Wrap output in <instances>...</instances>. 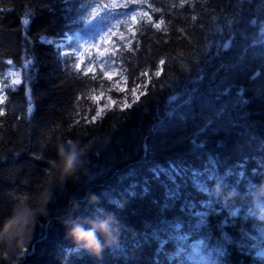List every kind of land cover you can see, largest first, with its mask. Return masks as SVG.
Returning <instances> with one entry per match:
<instances>
[{
  "label": "trees",
  "instance_id": "trees-1",
  "mask_svg": "<svg viewBox=\"0 0 264 264\" xmlns=\"http://www.w3.org/2000/svg\"><path fill=\"white\" fill-rule=\"evenodd\" d=\"M97 3L110 1L0 0V97L5 101L0 104V223L19 198H34L46 187L51 192L48 214L36 220L28 241L22 247L14 237L0 243V264H156L153 233L165 219L190 222L181 210L186 199L198 202L197 207L207 201L218 209H241L236 227L228 229L235 244L222 253L213 250L215 243L207 252L194 249L199 264H264V220L257 219L264 216V195L259 193L264 192V47L259 54L260 44L252 45L260 33L250 23L263 25L264 0H186L183 7L181 0H143L141 8L154 22L163 19V28L139 26L133 51L120 40L121 33L129 35L130 22L120 23L112 40L114 64L117 72L124 69L127 81L121 79L118 87L130 89L134 81L143 85L148 77L141 73L147 72L152 77L148 95L141 97L139 109L129 110V117L113 109L89 124L85 117L90 119L97 106L92 95L123 98L116 91L120 77L108 80L100 66L93 70L95 79L76 74L77 55L67 57L65 64L59 53H79L82 41L99 31L103 14L83 18ZM41 36L62 40V48L46 46ZM69 43L71 47H63ZM7 60L21 68L17 85L6 77ZM86 65L84 61L82 67ZM161 68V75L153 76ZM240 88L247 89L249 103L237 107ZM177 91L185 104L166 115L167 98ZM208 121L217 126L200 135ZM198 135L202 148L191 143ZM68 141L84 149L85 163L61 184L52 161L57 144L67 148ZM144 143L150 148L147 157ZM170 164L207 174L214 167L222 187L207 179L209 190L201 193L190 181L177 179L183 198L166 201L173 185L165 175L156 179L153 170H167ZM91 194L98 198L95 204L87 200ZM69 200L79 204L78 210H71ZM104 214L114 218L119 231L99 255L78 249L61 223L76 220L87 228L86 218L102 219ZM221 219L210 218L209 236ZM165 252L174 259L160 254L161 264H184L174 243Z\"/></svg>",
  "mask_w": 264,
  "mask_h": 264
},
{
  "label": "snow or ice",
  "instance_id": "snow-or-ice-1",
  "mask_svg": "<svg viewBox=\"0 0 264 264\" xmlns=\"http://www.w3.org/2000/svg\"><path fill=\"white\" fill-rule=\"evenodd\" d=\"M143 2V0H141ZM186 0H181V7H183ZM84 7V5H80ZM120 7L118 4H107V3H97L92 6V10L83 17L85 20H93L97 16L101 15L103 12L110 13L111 9ZM124 8L128 7V3L126 2L123 5ZM154 11H159V9H155ZM140 18L138 19L136 14L131 15V22L128 27L129 35L125 36L123 33L120 35V40L127 41V44L124 47H127L128 51H133L132 43L136 40L137 30L139 26L144 25L145 23L152 25L155 29L161 30L164 26V20L160 19L158 22H154L152 17L149 15L148 12H141ZM29 23L28 20L24 21V24L27 25ZM250 23L255 26L253 30L258 31L260 33V40L259 44L261 47H264V26H261L258 21L252 20ZM166 31V29H164ZM114 35V33H113ZM105 36H108V33H105ZM67 40L71 41L72 37H66ZM103 39V37H102ZM41 43H44L46 46L55 47L57 50L61 49V45L63 41H56L53 39H48L47 37L41 36L40 37ZM137 48L139 47V41H136ZM71 47V44H66L63 47ZM97 47V45H87V48ZM225 48L228 45H224ZM107 53V59L110 64L115 63V56L116 52H109L108 49H104L103 52L100 53L101 56H104ZM61 58L64 60V63H67V57L74 56V55H83L82 53H77L73 50L72 53H59ZM95 57L92 58L94 60ZM92 60L88 61V64L91 65ZM160 65H164L165 61L162 59L160 60ZM84 64V60L81 59L79 62L73 65L74 72L76 74L82 73L83 76H91L92 79H95L96 76L93 73V68L91 66L84 68L82 65ZM67 71V68L64 69ZM122 69L120 72H103V76L106 77L108 80H112L113 76H119L120 79L116 80V91L124 93V96L121 100L113 99L111 96L107 97V103L100 104L99 102L101 99L105 97V93L101 92L98 96L92 95L90 98L97 104V106L93 109L94 115L91 116L90 119L85 117V122L92 124L96 123L99 120H102L103 117L107 114V112L112 111L113 109L119 110L121 113H124L125 117H129L131 115L130 111L134 108V106L139 109L142 105L141 97H146L148 95L147 86L148 83L151 81L152 77L148 76L147 72L141 73L142 76L148 77L143 85L135 84L134 87L127 89L124 87H118L120 84V80L124 79L125 83H127L126 78L123 77ZM162 68L157 70L153 73V76L159 77L161 75ZM15 83H19V81H15ZM247 89L240 88L237 92L238 96V103L237 107L244 105L246 106L249 101L246 99L244 93ZM4 98L0 97V104H3ZM31 103V102H30ZM184 103L183 96L179 91L175 94L170 95L167 98V108L168 111L166 115H172L173 109L178 108ZM29 113L34 115L35 108L30 107L28 109ZM4 115V109L0 108V116ZM214 124V121H208L207 127H202L200 131V135H203L209 128H211ZM155 131V127L153 129ZM194 147L202 148L204 145L199 143V135L191 141ZM143 151L145 153V157L150 154V148L145 145L143 147ZM214 161H210V165H213ZM161 175L167 176L170 183L173 185L171 189L166 191V201H178L183 198V193L181 188L177 186V179L184 180L186 183L190 181L191 186L198 192L205 193L208 192V185L206 183L207 179H211L215 181L218 187H222L221 180L222 178L216 174L215 168L211 169L210 174H207L201 170H189L183 167H178L176 164H170L169 169L165 170L163 168H157L153 170V176L156 179H159ZM187 176V179L185 177ZM196 201L186 199L184 200L182 211L187 212L188 216L190 217V222H185L181 218H174L172 221L163 220L161 222L162 227L155 233H153V239L157 241L158 250H157V260L156 264H161L159 261L160 254H164L166 260H173L174 257L169 253L165 252V249L169 243H174L176 247L175 255H189L192 256L191 264H199L197 253H195L194 249H199L201 252H207L209 248L215 243L216 248L213 249L214 251L224 252L226 245H233L235 244V239L231 236L228 229L236 227V221L239 219L241 215V209L236 208L235 205H229L227 208L224 205H221L219 209L217 208L216 204H209L207 201L199 202V207H197ZM165 210L168 207V204L162 206ZM215 216L222 217L221 220L217 222L216 229L213 231L212 235L209 236L207 229L211 227L210 218ZM163 233V235H161ZM244 235V234H241ZM200 237H203L202 239ZM245 238H247L245 236ZM184 264H189L188 261H184Z\"/></svg>",
  "mask_w": 264,
  "mask_h": 264
},
{
  "label": "clouds",
  "instance_id": "clouds-1",
  "mask_svg": "<svg viewBox=\"0 0 264 264\" xmlns=\"http://www.w3.org/2000/svg\"><path fill=\"white\" fill-rule=\"evenodd\" d=\"M56 153L57 158L52 161V167L58 173L57 180L63 184L83 168L85 161L81 157L84 155V149H78L75 141H68L67 148L62 144H57ZM48 185H51V177ZM97 199L94 194L87 197L88 202L93 204L97 202ZM28 200L32 201L31 205L27 203ZM50 200L49 187L34 195V198L33 195L19 198L18 202L13 205L11 214L0 223V243H6L14 237L16 246L22 247L30 238L36 220L47 216V205ZM32 205H35V207ZM69 205L73 212L78 210V203L69 200ZM257 219L264 220V216L258 215ZM85 222L90 227L85 228L83 224L78 223L76 220H71V222L64 220L61 223L66 229V234L78 249L93 255H99L105 244L116 240L119 231L117 222L110 214H104L102 219L99 217L86 218ZM101 237H103V242Z\"/></svg>",
  "mask_w": 264,
  "mask_h": 264
},
{
  "label": "rangeland",
  "instance_id": "rangeland-1",
  "mask_svg": "<svg viewBox=\"0 0 264 264\" xmlns=\"http://www.w3.org/2000/svg\"><path fill=\"white\" fill-rule=\"evenodd\" d=\"M103 36H104V34L101 37H103ZM255 40H257V37H256ZM88 45H90V42H88ZM262 49H263V47L261 49H258L259 54H261V52H262L261 50ZM6 73H7L6 77L9 78L11 85L17 84V83H15V81H17V80L20 82L22 73H21L20 69L15 64L9 62V66L7 68ZM0 88H1V85H0ZM106 94L107 93L105 92V97L103 98V102L104 103L107 102V97L108 96Z\"/></svg>",
  "mask_w": 264,
  "mask_h": 264
},
{
  "label": "bare ground",
  "instance_id": "bare-ground-1",
  "mask_svg": "<svg viewBox=\"0 0 264 264\" xmlns=\"http://www.w3.org/2000/svg\"><path fill=\"white\" fill-rule=\"evenodd\" d=\"M217 123L214 121V126L213 127H216L217 125H216Z\"/></svg>",
  "mask_w": 264,
  "mask_h": 264
}]
</instances>
